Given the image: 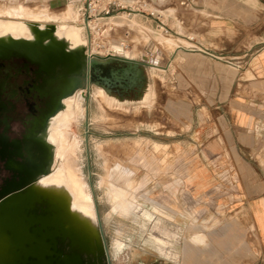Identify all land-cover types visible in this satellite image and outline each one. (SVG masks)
<instances>
[{
  "label": "rangeland",
  "instance_id": "374dc122",
  "mask_svg": "<svg viewBox=\"0 0 264 264\" xmlns=\"http://www.w3.org/2000/svg\"><path fill=\"white\" fill-rule=\"evenodd\" d=\"M193 1L100 0L99 6L88 10L85 0H0V18L12 12L30 21L40 16L41 23L58 27L74 25L99 62L115 57L141 63L138 83L153 93L147 102L135 100V88L121 94L129 101L111 103L103 92L99 95V85L91 83L89 91H83L81 111L62 130V142L72 147L70 158L82 177L84 194L96 206L110 264H190L192 245L209 244L208 235L192 237L190 221L176 218L150 191L162 174L159 171L178 158V147L169 151L161 145L173 139L161 135L168 133L163 122L168 120L171 101L188 99V93L178 89L179 84L189 83L187 71L182 70L187 60L180 58L184 55L176 46L186 51L197 48L194 39L199 35L190 27ZM108 71L109 67L103 74ZM146 94L144 90L141 97ZM55 160L58 174L64 161ZM211 227H220V219L206 229ZM198 238L203 243H196ZM115 241L124 245L116 255ZM208 258L217 263L219 257Z\"/></svg>",
  "mask_w": 264,
  "mask_h": 264
},
{
  "label": "crops",
  "instance_id": "0c3cea01",
  "mask_svg": "<svg viewBox=\"0 0 264 264\" xmlns=\"http://www.w3.org/2000/svg\"><path fill=\"white\" fill-rule=\"evenodd\" d=\"M192 3L197 48L176 46L188 99L171 101L170 134L161 135L178 158L159 171L151 197L190 221L192 237L208 235V247L191 244L190 264H264V0Z\"/></svg>",
  "mask_w": 264,
  "mask_h": 264
},
{
  "label": "flooded vegetation",
  "instance_id": "af4514ba",
  "mask_svg": "<svg viewBox=\"0 0 264 264\" xmlns=\"http://www.w3.org/2000/svg\"><path fill=\"white\" fill-rule=\"evenodd\" d=\"M69 60L54 44L0 59V194L47 169L55 126L73 109L67 94L78 73Z\"/></svg>",
  "mask_w": 264,
  "mask_h": 264
},
{
  "label": "water",
  "instance_id": "95a60500",
  "mask_svg": "<svg viewBox=\"0 0 264 264\" xmlns=\"http://www.w3.org/2000/svg\"><path fill=\"white\" fill-rule=\"evenodd\" d=\"M18 52L16 43L0 42V59ZM140 65L115 57L91 60L88 83L126 94L138 88ZM34 180L12 185L0 197V264H110L100 224L96 235L78 228L63 208L34 192Z\"/></svg>",
  "mask_w": 264,
  "mask_h": 264
},
{
  "label": "bare ground",
  "instance_id": "6f19581e",
  "mask_svg": "<svg viewBox=\"0 0 264 264\" xmlns=\"http://www.w3.org/2000/svg\"><path fill=\"white\" fill-rule=\"evenodd\" d=\"M0 13H2V11H0ZM5 13L6 16L4 18H0V42L16 43L20 49H31L32 47H35L36 50L40 51L41 49H45L49 47V45L54 44L57 47V51L63 52L69 56V61L72 63V65H75V71L78 73V76L71 80L70 83L72 84L74 81L75 83L77 81V83L74 86L71 85L67 94L70 99H73L76 95L74 100L69 101L70 106L67 107L69 111L72 107L73 112L64 113L56 124L54 129V135L56 139L55 150L47 169L40 172V175L34 176L35 180L32 182L31 188L35 193L39 195L41 194V196L46 198V200L51 201L57 207L63 208L73 220V223L75 222L78 228L89 232L92 235H96V232L99 228V217L96 211V206L92 201L90 204L88 200L89 196L87 197V194H84L85 186L82 182V177L79 175L78 169L73 166V160L70 158V150L72 147L71 145L69 146L62 142V130L64 127L68 126L67 124L70 122V119L75 117V115H78V113L81 111L80 103L82 101L80 100L82 99L83 95L80 93L76 94V92L78 90L80 92L89 90L91 83H88L87 79V66L91 60L98 59L94 56V54H92V52L89 51L87 43L84 41V39L82 40L80 28L74 27V25H72L73 27H58L54 24L41 23L40 21L42 20H38V18L41 19L40 16H34L37 18V20H34L36 22H34L32 20L30 21V19H26V21L23 19L24 17L20 18V14L19 16H15L14 14L12 15V12H8L9 14H7V12ZM52 28H54V30L51 31ZM52 50L53 49L49 51L51 52ZM83 53L85 57H83ZM96 88L100 89L99 95H101L103 92L105 97L111 103H117L120 105L124 101H129L128 99L124 98V96L113 94L101 86H96ZM146 88L147 87L144 86V84L139 83L138 90L135 94L136 101H140L141 103L144 101V98L141 97V93L146 90ZM56 157L58 160L64 161V164H61L64 166L63 170L61 169V172L58 174L56 173L57 175L54 173ZM53 173L55 176H52ZM2 193L0 194V197ZM119 194L121 195L120 192H116V195ZM129 204L131 205L132 203ZM150 217L151 215H149L148 219H150ZM123 247V244L116 242L114 244L115 255L118 254L123 249Z\"/></svg>",
  "mask_w": 264,
  "mask_h": 264
},
{
  "label": "built area",
  "instance_id": "2783aa9c",
  "mask_svg": "<svg viewBox=\"0 0 264 264\" xmlns=\"http://www.w3.org/2000/svg\"><path fill=\"white\" fill-rule=\"evenodd\" d=\"M99 1L100 0H85V4H86L88 10H90L92 8H96L97 6H99ZM110 5H111V3H108V8ZM103 10H105V8H103Z\"/></svg>",
  "mask_w": 264,
  "mask_h": 264
}]
</instances>
